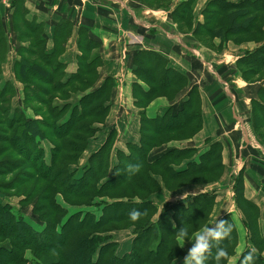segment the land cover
<instances>
[{"label": "trees", "instance_id": "trees-1", "mask_svg": "<svg viewBox=\"0 0 264 264\" xmlns=\"http://www.w3.org/2000/svg\"><path fill=\"white\" fill-rule=\"evenodd\" d=\"M200 1L187 0L172 12V20L181 33L183 25L197 41L206 38L213 43L219 39L218 51L229 42L260 45L237 61L236 74L248 84L247 95L251 94L241 95L251 99L252 130L264 147V87L256 86L264 81V74L253 80L264 73V0H208L201 10L203 21L195 16ZM55 2L50 3L53 6ZM25 3L13 1L12 29L20 44L16 50V80L23 87L21 97L28 108H13L12 98L18 91L11 83L1 85L0 78V147L6 146L0 151L8 155L0 162V195L5 199L25 196L22 211L33 205L32 214L41 229L27 222L22 211L15 214L8 202H0V264H173L185 257L187 252L177 244L175 233L185 227L193 237L204 229L216 205V195L202 194L160 209L151 201L161 191V184L155 179L160 176L155 171H161L160 178L170 192L188 185L216 183L224 174L223 145H210L199 161L194 159L195 150H168L155 161H151L150 154L169 142L192 139L202 130L199 88L193 86L182 104L169 108L163 116L150 119L143 113L140 143L130 145L127 152H119L111 170L115 142L112 132L105 145L83 166L81 178H77L72 168L79 166L99 131L96 125L104 124L109 115L108 103L116 89V79L108 77L99 84L101 43L88 25L77 32L80 54L76 73L68 74L67 65L61 61L75 29L72 18L74 7L81 4L79 0H63L60 4L63 16L53 26L51 47L46 25L28 20ZM8 53L5 32L0 31V76ZM133 65L139 81L133 85V96L136 105L144 110L163 95L173 101L190 85L189 78L170 68L168 59L156 51H136ZM210 81L218 86L215 78ZM219 89L223 92L220 85ZM235 89L231 86L233 92H237ZM75 94H82L77 104L72 101ZM45 141L52 146L50 156L42 147ZM248 149L256 155L250 162V171L264 182V157L261 152ZM185 161V168L175 169ZM129 163L140 165L130 177L125 172ZM246 172L244 167L234 179V200L243 214L249 245L236 264H241L250 249H255V264H264L261 210L246 197ZM33 181L35 190H43L41 196L34 197L27 191L25 195H11L19 185ZM43 183H47L46 188ZM134 208L142 212L136 221L128 215ZM222 220L234 225L230 236L218 242V247L228 253L220 264H229L236 255L239 236L230 214ZM127 230L133 231L134 239L130 251L120 256L113 235ZM216 251L210 241L205 264H216Z\"/></svg>", "mask_w": 264, "mask_h": 264}, {"label": "crops", "instance_id": "crops-1", "mask_svg": "<svg viewBox=\"0 0 264 264\" xmlns=\"http://www.w3.org/2000/svg\"><path fill=\"white\" fill-rule=\"evenodd\" d=\"M13 1L0 0V31L2 33L5 32L9 45L7 60L1 66L0 78L1 85L11 83L16 87L18 92H22L23 87L17 82L15 73V63L18 60L16 50L20 44L17 43L12 29ZM25 1V6L29 10L28 20L32 21L35 19L37 22H43L46 25L45 32L49 39V47H51L54 32L53 26L63 16L60 13L59 7L63 0H56L53 6L50 3L51 0ZM79 1L81 4L74 7L75 15L72 18V21L75 22V29L66 45V52L61 57V61L67 65L68 74L76 73L78 69L77 57L80 54L77 32L81 26L88 25L94 36L101 43L103 65L100 68L99 84L108 77L116 79V89H114L113 97L108 103L110 107L109 115L104 124L96 125L99 131L91 140L88 152L91 149L92 143L96 142L95 144H99L98 148L93 147L94 150H99L103 147L113 132L115 142L111 152L112 170L116 165L115 159H117L119 152H127L130 145L140 143L142 136L141 117L143 113L150 119L163 116L169 108L182 104L187 97L188 90L193 86L198 87L202 99V130L192 139L175 140L161 146L159 149H155L150 154L151 161L157 160L163 152L172 149L195 150L194 159L199 161L200 156L209 150L210 145L221 143L224 148V174L221 180L216 183L188 185L173 192L168 191L161 178L156 176L155 179L161 184V191L155 193L151 197V201L162 209L165 204L185 202L188 198L198 195H216V205L206 227H214L217 220H222L226 215L230 214L238 231V248L241 245L240 229L244 231L245 243L243 249L237 253V248L235 257L231 258L229 262V264H236L242 253L249 246L247 230L243 225V214L238 209L234 200V179L244 167L247 169L245 176L246 197L260 208L261 223L264 227V182L261 176L254 175L250 171V162L256 158L254 152L241 151L242 147L240 146L243 133L238 126L239 122L237 120V117H241L233 106L234 102H237L241 106L239 102L241 100L243 104L241 109L246 110L245 102L248 101L249 116L247 123L253 140L261 145L252 130L251 99L241 95L243 92H238L239 90H237L246 89L248 84L241 76L236 74L237 61L244 57L246 53L254 52L260 45L245 46L243 47L244 52L240 55H235L228 51L232 42L224 46L222 51H218L217 48L221 43L219 39H216L213 43L210 42L209 46V43L206 45L199 40L197 41L193 37L192 32L190 34L181 33L177 24L172 20V12L178 5L187 0H151L157 1L156 4L158 5L159 1H161V6L157 8L147 4L149 3L147 0ZM203 1H200V7H204L205 3L202 4ZM83 3H86L84 4L86 7L82 6ZM195 16L199 21H203L201 10L198 6L195 10ZM141 50H153L168 59L170 68L176 69L189 78V87L184 92H181L173 101L157 98L145 110L139 108L133 96V85L139 82L133 72V56L136 51ZM239 50H242V48ZM118 68L120 69L119 72L117 71ZM210 78L217 80V87H214ZM223 78L229 81L225 82ZM227 83H230V86L235 85L236 87L235 90L237 92L231 90V96L225 91L226 87H229L226 85ZM219 85L223 88V92L220 91ZM256 86L264 87V82L257 83ZM151 110H154L156 115L151 116L149 114ZM131 122H134L133 132L131 130L132 126H130ZM209 142L211 143L209 144ZM120 144L125 145V147L119 148ZM94 150L89 152V158L96 153ZM255 151L261 152L264 157V149L262 151L260 148H256ZM89 158L85 162H82L81 166L86 165ZM238 160L241 163L240 167L238 166ZM187 163L188 161H185L182 166L175 167V169H183ZM226 176H228V179H226ZM228 182L230 183L229 188L225 189ZM204 229L196 234L202 232ZM122 234H127L130 243L128 249L125 246L121 251L123 242L120 241V237ZM113 236L119 244L118 254L122 256L128 253L134 239L133 231H119L114 233ZM193 243L194 241L184 243L183 248L187 252V255ZM185 257L178 259L176 264H183L182 262Z\"/></svg>", "mask_w": 264, "mask_h": 264}, {"label": "rangeland", "instance_id": "rangeland-1", "mask_svg": "<svg viewBox=\"0 0 264 264\" xmlns=\"http://www.w3.org/2000/svg\"><path fill=\"white\" fill-rule=\"evenodd\" d=\"M208 0H204L203 1V3L202 4H204V3H206ZM147 2H149V3H147V4H149L151 7H158V6H161V1H159V5L158 4H156L157 3V1H151V0H147ZM200 3V2H199ZM84 4H86V3H83L82 4V6H84V7H86V5H84ZM198 8L200 9V10H202V8H203V6L202 7H200L199 6V4H198ZM200 20H202V19H200ZM181 29H182V31H184V33H186V34H190V29L189 28H186L185 26H183L182 25V27H181ZM202 42L204 43V44H208L209 43V46H210V41L208 40V39H206V38H202ZM253 42H247V43H238V44H236V43H233L232 42V45H231V47L229 48V52H231V54H238V55H240L242 52H244L245 50H243L244 48L243 47H245V46H247V47H249V46H253ZM255 45V44H254ZM227 46V45H226ZM251 46V47H252ZM256 46H257V44H256ZM239 47V49L240 48H242V50H239V49H237ZM250 47V48H251ZM35 59H37V58H35ZM34 59V60H35ZM117 71L119 72L120 71V69L118 68L117 69ZM263 74L264 73H262V74H260V75H258V76H256V77H254L253 78V80H258V79H260V78H262L263 77ZM264 82V81H263ZM227 86H229V87H226V89H225V91L227 92V94L229 95V96H231V93H230V91H231V86H230V83H227L226 84ZM242 85V84H241ZM235 86V85H234ZM238 86V85H237ZM237 90H239L238 92H247L246 91V89H242V90H240V89H237ZM219 92V91H218ZM17 93V92H16ZM21 93L22 92H18V95H16V96H14L13 98H12V106H13V108H15L16 106H18L19 107V109H21V110H27V106L26 105H24V100L22 99V97H21ZM80 95H82V94H75L74 95V98H73V104H77L78 103V101H79V97H80ZM160 98H165V99H169V98H167V96L166 95H163V96H160ZM159 99V98H158ZM122 101V100H121ZM58 103H60V101H57ZM248 101H246L245 102V106H246V110H242L241 108V106L237 103V102H234V104H233V106H234V109H235V111L238 113V115L241 117V118H239V117H237V120H238V122H239V128H240V130H242V133H243V139H241V146L240 147H242L241 148V151H245V152H248L249 151V149L248 148H250V149H252V150H256V148L258 149V148H260V150H262L263 151V149H264V147L262 146V145H260L258 142H256L255 140H253V138H252V133H251V130H250V128H249V125H248V123H247V118H248ZM149 114L151 115V116H154V115H156V113H155V111L154 110H151V111H149ZM133 124H134V122L132 123L131 122V125L130 126H132V132H133ZM176 137V136H175ZM175 139H178V138H175ZM96 143V142H95ZM93 144L92 143V146H91V149H90V151L89 152H92L94 149H93V147L95 146V147H99V144ZM42 147L46 150V152H47V155H49L50 156V149L52 148V146H51V144L50 143H48V142H43L42 143ZM125 147V145H123V144H120L119 145V148H124ZM0 148H6V146H1ZM1 150V149H0ZM94 151H98V150H94ZM178 151H181V150H178ZM89 152H88V150H86L85 151V153H84V155H83V157H82V159H81V161H80V164H79V166L78 167H76V168H72V170H74V171H76L77 172V178H81V176L83 175V173H84V171H83V166H81V163L82 162H85V160H87V158H89ZM124 152H126V151H124ZM8 158V155H6L4 152H1L0 151V162L1 161H4V160H6ZM85 166V165H84ZM238 166L240 167L241 166V163H240V160H238ZM156 173V175H158V176H160V177H162V173H161V171L160 170H158V171H155ZM15 174V173H14ZM226 179H228V176H226ZM43 182V181H42ZM36 183L33 181V182H31L30 184L27 182V184H22V185H19L18 187H17V189H14L13 191H12V193H11V195H17V193L18 192H20V193H23L24 194V192H30V194L32 193L33 194V196L34 197H38V196H41L44 192H43V190H35V185ZM47 184V183H46ZM46 184L45 183H43V186L42 187H44V188H46ZM229 182L228 183H226V186H225V189H228L229 188ZM263 189H264V187H263ZM263 192V191H262ZM264 193V192H263ZM21 195V194H20ZM25 195V194H24ZM26 200V197L25 196H22V197H18V196H14V197H11V198H4V197H2L1 195H0V202H2V203H9L13 208H14V212H15V214H17V212H19V211H22V208H21V202H23V201H25ZM67 207H68V205H66ZM89 209V208H88ZM32 211H33V205H31V206H29L28 208H26V209H24L22 212H23V215H24V217H25V220L27 221V222H29L30 224H32V226H34L35 227V229H37V230H40L41 228V225H40V223L36 220L37 219V217H35V216H33V214H32ZM86 211V210H85ZM91 211H94L93 209H91ZM120 241L121 242H123L122 243V247H121V251H122V249L123 248H125V246L127 247V249H128V246H129V243H130V240H128V237H127V234H125V235H121V237H120ZM240 243H241V245L239 246V248H238V251H237V253H239V251L241 250V249H243V246H244V243H245V235H244V231L242 230V229H240ZM239 260V259H238ZM237 260V261H238ZM183 264H184V261L182 262ZM230 264H232V263H230Z\"/></svg>", "mask_w": 264, "mask_h": 264}, {"label": "clouds", "instance_id": "clouds-1", "mask_svg": "<svg viewBox=\"0 0 264 264\" xmlns=\"http://www.w3.org/2000/svg\"><path fill=\"white\" fill-rule=\"evenodd\" d=\"M139 169V164L129 163L126 166L125 172L130 177L135 175ZM128 215L132 221H136L142 215V212L134 208ZM233 227L234 225L228 221L217 220L214 227H206L202 232L196 234L194 238L189 235L185 227L177 230L175 233L177 244L181 247H183L186 240L194 241L188 255L184 258V264H205L209 258L210 241L214 242L217 247L214 259L216 264H220L221 259L226 257L228 253L224 248L218 247V242L228 238L233 231ZM255 260V249H250L243 255L241 264H255ZM173 264H176L175 260Z\"/></svg>", "mask_w": 264, "mask_h": 264}]
</instances>
